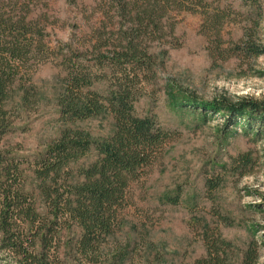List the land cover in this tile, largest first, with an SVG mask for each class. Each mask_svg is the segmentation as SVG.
Returning <instances> with one entry per match:
<instances>
[{"label": "trees", "instance_id": "16d2710c", "mask_svg": "<svg viewBox=\"0 0 264 264\" xmlns=\"http://www.w3.org/2000/svg\"><path fill=\"white\" fill-rule=\"evenodd\" d=\"M42 1L0 0V126L5 124L6 100L15 83H22L23 75L35 66L52 62L64 72L60 119L74 123L107 111L114 130L109 137L94 140L83 129L67 127L35 157L44 214L24 191L21 170L0 158V182L10 183L13 178L15 183L8 187L5 206L0 209L3 244L24 258L22 264H54L49 259L58 250V242L65 231L73 230L77 233L73 235L76 252L97 264L102 244L120 227L126 210L136 207L134 186L162 161L173 138L154 116L138 115L135 105L144 95L145 85L156 76L158 55L182 46L176 32L178 17L183 13L201 16L200 32L208 39L207 52L214 64L232 58L249 62L264 55V37H258L260 33L264 36L260 24L264 0H246L254 11L239 21L245 25L237 40L226 39L224 29L237 23L239 13L222 7L220 0H97L89 37L80 46L51 44L52 0H44L39 8ZM182 100V107L193 106L200 113L223 111L228 122L242 118L258 134L264 130L263 102L247 98L236 103ZM93 152L89 164H76ZM219 183L207 180L209 193ZM19 223L24 224L21 230ZM25 228L30 232L28 249L18 236ZM203 232L207 257L194 264H228V246L218 228L205 224ZM258 259V248L252 242L239 264H257Z\"/></svg>", "mask_w": 264, "mask_h": 264}, {"label": "rangeland", "instance_id": "374dc122", "mask_svg": "<svg viewBox=\"0 0 264 264\" xmlns=\"http://www.w3.org/2000/svg\"><path fill=\"white\" fill-rule=\"evenodd\" d=\"M220 1L222 7L239 13L237 23L224 29L226 39L237 40L245 25L239 21L253 13V5L246 0ZM95 2L52 0L51 44L80 46L89 37ZM38 5L44 6L45 1ZM201 23L200 15L178 17L176 32L182 46L158 55L156 76L145 85L135 105L138 115L154 116L173 138L162 161L134 186L136 207L126 210L120 227L102 244L97 264H194L207 257L205 224L218 228L228 246V264H239L252 242L259 251L257 264H264V130L258 134L242 118L228 122L223 111L200 113L193 106H181L182 99L187 103L218 99L236 103L247 98L264 103V55L249 62L232 58L214 64L207 52L208 39L200 32ZM260 24L264 26V20ZM258 37L264 36L260 33ZM63 78L62 69L52 62L24 74L6 100L5 124L0 126V158L21 170L19 181L43 214L46 207L34 173L35 157L67 127L83 129L94 140L109 137L114 130L107 111L74 123L60 119ZM94 157L93 152L76 164L87 165ZM211 179L220 181L212 194L206 187ZM12 184L13 178L10 183L0 182V209ZM19 225L21 230L24 224ZM29 233L25 228L18 235L27 249ZM74 233L65 231L49 259L52 263L92 264L74 249ZM3 243L0 225V264H22L23 257Z\"/></svg>", "mask_w": 264, "mask_h": 264}]
</instances>
